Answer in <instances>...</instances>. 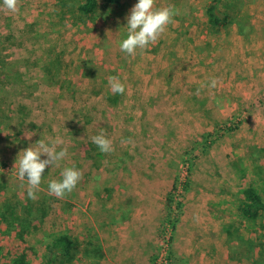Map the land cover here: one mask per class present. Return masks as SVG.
Masks as SVG:
<instances>
[{
    "label": "rangeland",
    "instance_id": "rangeland-1",
    "mask_svg": "<svg viewBox=\"0 0 264 264\" xmlns=\"http://www.w3.org/2000/svg\"><path fill=\"white\" fill-rule=\"evenodd\" d=\"M209 1L154 0L175 14L156 41L133 55L118 43L136 0L84 19L73 13L74 3L62 7L58 0L0 7V209L29 200L27 181L14 167L20 151L39 139L67 149L45 168L31 199L45 195L43 209L49 207L26 231L31 263H42L45 236L64 233L81 247L98 240L103 251L98 263L79 255L73 264H153L152 257L165 264L169 233L159 236L158 228L173 180L186 175L184 151L217 122L231 120L238 123L232 135L205 154L195 151L192 189L170 248L178 264H239L226 244L250 238L255 225L237 211L245 183L237 165L251 175V146L263 150L264 164V0H225L234 21L217 30L204 13ZM110 75L120 77L123 93L110 90ZM211 77L215 88L206 86ZM101 129L111 152L91 140ZM70 166L82 173L77 185L62 198L49 194L48 182Z\"/></svg>",
    "mask_w": 264,
    "mask_h": 264
},
{
    "label": "trees",
    "instance_id": "trees-1",
    "mask_svg": "<svg viewBox=\"0 0 264 264\" xmlns=\"http://www.w3.org/2000/svg\"><path fill=\"white\" fill-rule=\"evenodd\" d=\"M225 0H210L204 8V13L208 25L217 30L234 21L222 6ZM74 3L75 10H70L79 17V19L92 18L99 10L111 5H120L122 0H58L60 6L65 7L67 3ZM66 3V4H65ZM72 14V13H71ZM241 32V31H240ZM244 35V32H241ZM2 120V119H1ZM238 128V123L226 120L217 122L212 132H206L200 139L195 141L193 146L184 151L182 163L186 166V175L183 179L175 177L171 188L166 196V213L163 216L158 228L159 236H165L169 233L166 241L169 247L165 264H178L179 258L171 250L173 234L181 220L184 209V198L192 189V173L196 166L197 155L195 151L205 154L209 148L225 135H232ZM95 148V147H94ZM87 151V150H86ZM262 149L249 147L248 157L253 163L252 173L248 175L247 167H239V177L245 181L242 184L240 192L236 196L237 211L243 220L255 225V232L250 238L244 239L238 237L237 241L230 240L226 246L228 258L241 264L246 259L249 264H264V169L259 163L258 155ZM99 156H103L99 153ZM262 156V155H261ZM261 158L264 159V156ZM178 166V165H177ZM47 196L42 195L38 201L27 202L20 201L15 204H5L4 210L0 209V223H5V233L0 236V264H34L30 262V248L26 241L27 230L31 228L34 221V214L41 212V218L48 213L45 206ZM16 209L21 211L17 212ZM24 213L21 216V213ZM45 253L42 263L35 264H73L80 256H84L89 261L98 263L103 258V251L98 240L88 243L81 247V242L68 234L57 233L45 236ZM82 248V249H81ZM157 256V255H156ZM154 264L156 258H151ZM182 262V260H181Z\"/></svg>",
    "mask_w": 264,
    "mask_h": 264
},
{
    "label": "clouds",
    "instance_id": "clouds-1",
    "mask_svg": "<svg viewBox=\"0 0 264 264\" xmlns=\"http://www.w3.org/2000/svg\"><path fill=\"white\" fill-rule=\"evenodd\" d=\"M16 5L17 0H0V7L9 11H15ZM174 14L171 5L156 7L154 6V0H136L125 17L126 25L123 28L126 31L119 40V50L125 55H133L138 50H145L164 32L166 26L172 21ZM108 85L114 93L125 91V85L118 75H110ZM216 85L217 78L211 77L206 86L215 88ZM199 91L198 88L196 92L199 93ZM91 140L100 152L112 151V140L105 134L104 129L93 135ZM129 140L130 138H125L121 142L125 143ZM34 144L36 147L29 146L19 152L14 166L17 168V176L21 180L27 181V197L30 199H36L45 168L57 165L67 154L66 148L57 151L54 144L46 143L40 139ZM42 155L44 158H42ZM81 175L80 169L75 166L64 167L59 180L53 179L48 182L47 190L49 194L62 198L77 185Z\"/></svg>",
    "mask_w": 264,
    "mask_h": 264
}]
</instances>
